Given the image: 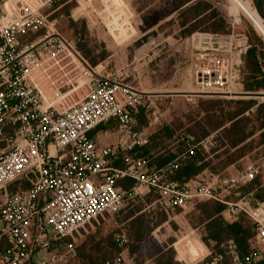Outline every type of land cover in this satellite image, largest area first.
Returning <instances> with one entry per match:
<instances>
[{"label":"built area","instance_id":"built-area-1","mask_svg":"<svg viewBox=\"0 0 264 264\" xmlns=\"http://www.w3.org/2000/svg\"><path fill=\"white\" fill-rule=\"evenodd\" d=\"M54 1L0 0V144H7L0 153V264H64L74 251L67 239L101 215L119 213L128 200L153 192L168 210L197 198L228 205L216 184L234 187L256 176L252 169L236 178L214 175L194 189L192 182L172 180L180 159L195 156L203 143L190 145L162 167L136 156L135 150L150 142L147 132L137 130L133 113L145 95L92 68L76 43L56 32L43 11ZM229 2L234 28L244 14L233 11L235 4L245 2ZM252 24L264 41V30ZM42 29L44 35L29 41ZM189 40L197 88L192 94L244 95L240 86L249 48L246 36L232 30L227 35L194 33ZM107 123L117 125V140L100 146L92 132ZM9 130L14 133L11 140L6 138ZM118 160L121 166H115ZM124 179L134 186L125 190L119 184ZM23 180L29 188L10 189ZM240 209L254 221L257 247L241 257L230 241L232 264H264V204L253 208L246 201ZM116 242L126 245L127 235L117 234ZM114 264L131 262L120 255Z\"/></svg>","mask_w":264,"mask_h":264},{"label":"rangeland","instance_id":"rangeland-1","mask_svg":"<svg viewBox=\"0 0 264 264\" xmlns=\"http://www.w3.org/2000/svg\"><path fill=\"white\" fill-rule=\"evenodd\" d=\"M205 1L211 5L212 11L216 9L226 19L230 33L232 30L239 34L253 32L257 41L262 43L252 23L258 29L264 30V21L255 10L252 0H243L245 3L235 4L233 11L240 9L244 14L241 13L242 22L239 25L235 24L234 28L231 25L232 18L228 14L229 8L232 7L229 0ZM69 6L70 15L66 10ZM43 11L45 15H50V21H54L56 32L76 43L78 50L92 68L98 67L97 70H101L104 76L116 78L145 95L137 109L139 114L136 124L138 128H148L146 132L150 136L153 135L148 149L151 156L170 151L179 154L189 149L193 144L191 142L193 138L189 136L190 131L201 133L203 128L205 114L201 110L200 102H204V107L209 101L223 102L224 113L235 111V105H228L231 102L241 100L264 102V91L255 95L245 91L243 76L240 90L244 95L226 98L196 97L192 94L197 90L191 68L194 60L189 39L193 34L184 37L180 25L181 17L186 15L192 17L193 12L185 15L182 14L183 11H176V4L171 0H55ZM45 33L46 30L42 29L31 37L35 38ZM80 46L84 52L80 50ZM102 55L106 57L102 59ZM94 59L98 61L97 65L92 64ZM243 66L244 62L242 69ZM252 125L256 124L253 122ZM107 126L112 132L117 129L115 124ZM167 127L175 131L172 138L168 136ZM107 137L109 139L110 136ZM6 138L11 140L14 133L7 131ZM222 141L223 136L216 132L199 142L203 144L197 147V152L208 157L207 160L212 162V168L191 183L193 189L198 183L212 181L214 175H219L222 179L231 176L236 178L239 172L252 169L255 171V177L260 178L261 190H264V143L261 142L259 134L247 144L245 154L239 160L234 156L238 155L234 150L222 147ZM6 146V143L0 144V153ZM226 150L228 153L224 155ZM228 159L235 162L222 170L221 166ZM236 185L246 184L236 183L234 187H230L229 184H216L218 194L229 203L223 205L224 212L229 211L231 217L229 214L224 217L229 222L243 218L253 224L254 221L240 209V205L248 201L253 208H259L264 202L255 198V192L243 194ZM23 186H27L24 180L19 181L12 189L16 190ZM157 201L158 197L151 192L142 199L139 198L134 203L124 206L119 213L106 215L93 226H86L78 242L74 244L73 253L64 264L67 262L83 264L77 255L78 249L84 248V253L87 254L91 247L98 243L107 252L106 259L122 255L130 260L131 264H157L162 248H165V259L172 257L175 264H217L223 261L218 257L212 259L214 245L207 246L203 242L204 230L198 227L199 216L196 208L207 200L194 199L175 211L176 221L163 224L160 223L164 219V213ZM133 215H136L133 218L135 221L131 222ZM141 229L143 234L141 238H137L136 233ZM122 232L127 235L128 243L120 247L116 245L115 239L117 234ZM198 241L205 246L206 257H203L198 248ZM229 242L223 244L221 249L226 253L225 262L232 264L228 252ZM182 246L186 256L183 261L180 260L178 253ZM251 247L252 249L257 247L255 238Z\"/></svg>","mask_w":264,"mask_h":264},{"label":"trees","instance_id":"trees-1","mask_svg":"<svg viewBox=\"0 0 264 264\" xmlns=\"http://www.w3.org/2000/svg\"><path fill=\"white\" fill-rule=\"evenodd\" d=\"M176 4V11H183L182 14H188L193 12V16H184L181 22L182 34L184 37H189L196 32L210 33V34H230V27L227 24L225 18L222 14L214 9L212 11L211 5L205 0H171ZM71 7H67V14L70 15ZM211 11V12H210ZM245 35L249 44V48L246 54L243 56L244 66L242 69L243 76V86L247 93L255 95L261 91H264V41L258 42L256 36L253 32L241 33ZM33 40L32 37L29 41ZM82 52L84 49L82 46L79 47ZM86 54V53H85ZM88 55V54H87ZM106 56L102 55V59ZM97 60H92L93 65H97ZM236 106L235 111L231 113H224L222 108L223 102H213L209 101L208 105L204 107V102H200V107L202 112L205 114L203 118V128L201 133H194L190 131L189 136H191L193 145L205 140L210 137L213 133L220 132L223 136L222 147L234 150L236 159H241L245 154V149L247 144L254 140V137L259 134L261 142L264 143V102L260 103L255 100H241L236 102L228 103ZM138 109V108H137ZM255 110V113H253ZM134 116L138 117V110H135ZM222 113V115H221ZM248 114V115H247ZM137 120V119H136ZM256 125H252V123ZM204 123L207 125H204ZM114 124V123H109ZM229 125V126H227ZM206 127V129H205ZM101 129H109L108 126L100 125L93 132ZM138 131H143L145 128H138ZM169 138H172L175 131L170 127L166 129ZM92 132V134H93ZM153 136V135H152ZM150 142L146 147L135 150L136 156L148 157L151 160L152 165L156 167H162L174 161L179 155H183L187 149L179 154L160 153L159 155H150L148 152L151 146ZM227 150L223 153L227 154ZM208 157L204 153L196 152L195 156L184 155L179 162V168L173 172L171 179L178 181L180 183H191L200 176L206 170H210L212 167V162L207 160ZM235 160L228 159L221 169H226L228 166L233 164ZM122 161L118 160L115 166H121ZM17 184V183H16ZM15 184V185H16ZM125 190H129L134 186V181L129 179H124L119 183ZM15 185H12L14 187ZM30 184L27 182V186L21 188L27 189ZM236 188H240L243 194H250L255 192V198L264 202V190H261L260 178L255 177L252 181L246 185H236ZM137 200V199H136ZM136 200H128L126 205L134 203ZM125 205V206H126ZM180 209V208H177ZM168 210L161 205L160 210L164 213V219L162 223L176 221L175 211ZM225 206L217 201L207 200L202 202L197 208L198 213V227L203 228V242L207 246L214 245L213 247V257L222 258L223 261H219L217 264H227L225 262L226 253L221 249V246L229 241L234 242L238 254L241 257H245L252 251V241L255 238V224L251 222H246L243 218H239L237 221L229 222L223 215ZM139 213L137 212L136 215ZM107 214H103L93 220L91 223L85 225L83 228L75 232L70 238L67 239V243H72L73 245L78 242L82 231L86 229V226H93L98 223L99 219H104ZM133 215L132 221L135 219ZM136 218V217H135ZM170 224V223H169ZM143 234L142 229L137 231V238H141ZM116 242V239H115ZM173 241L171 242V244ZM116 245L119 246L116 242ZM116 246V247H117ZM198 248L201 250L203 257L207 256V250L205 246L198 241ZM165 248L160 249V256L158 257L157 264H175L172 257H167L165 259ZM78 257L85 264H114L116 256L114 258L106 259L107 252L101 248V244L98 243L95 247H91L89 253H84V248L78 249ZM209 262L210 259L208 260ZM68 263V262H67ZM66 263V264H67Z\"/></svg>","mask_w":264,"mask_h":264},{"label":"crops","instance_id":"crops-1","mask_svg":"<svg viewBox=\"0 0 264 264\" xmlns=\"http://www.w3.org/2000/svg\"><path fill=\"white\" fill-rule=\"evenodd\" d=\"M109 123L107 124H103L104 126H107ZM148 129V128H147ZM143 130L146 132V130ZM93 138L94 140L100 145V146H107V145H111V144H114L117 140V133L116 131L114 130V132H112L111 130L109 129H101V130H98L96 132H93ZM107 136H110L109 139Z\"/></svg>","mask_w":264,"mask_h":264},{"label":"water","instance_id":"water-1","mask_svg":"<svg viewBox=\"0 0 264 264\" xmlns=\"http://www.w3.org/2000/svg\"><path fill=\"white\" fill-rule=\"evenodd\" d=\"M252 2L258 15L264 21V2L262 0H252Z\"/></svg>","mask_w":264,"mask_h":264},{"label":"bare ground","instance_id":"bare-ground-1","mask_svg":"<svg viewBox=\"0 0 264 264\" xmlns=\"http://www.w3.org/2000/svg\"><path fill=\"white\" fill-rule=\"evenodd\" d=\"M264 2V0H262ZM178 253L180 255V260H184V258L186 257L185 256V253H184V247L182 246L181 248L178 249ZM178 258V257H177Z\"/></svg>","mask_w":264,"mask_h":264}]
</instances>
